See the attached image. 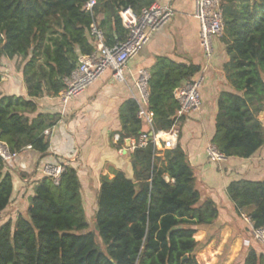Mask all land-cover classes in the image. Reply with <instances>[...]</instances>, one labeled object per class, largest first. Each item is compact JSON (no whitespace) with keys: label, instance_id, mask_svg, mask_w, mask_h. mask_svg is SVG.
Wrapping results in <instances>:
<instances>
[{"label":"trees","instance_id":"16d2710c","mask_svg":"<svg viewBox=\"0 0 264 264\" xmlns=\"http://www.w3.org/2000/svg\"><path fill=\"white\" fill-rule=\"evenodd\" d=\"M86 2L0 0V61L25 62L28 92V97L0 93V142L11 153L49 151L45 132L58 116L39 113L31 118L38 113L36 99L57 97L80 57L95 52L91 25L98 23L107 46H113L129 35L122 13L140 15L157 0H96L93 13L85 10ZM221 6V39L228 56L224 72L233 91L218 98L212 144L228 158L249 159L264 147V0H221ZM201 71L197 65L157 59L149 81L156 131L175 126V91ZM2 79L0 72V83ZM138 112L136 100L121 108V141L144 133ZM180 138L174 149L164 152L152 142L136 147L131 155L133 180L118 170L104 178L95 215L97 233L86 218L77 172L67 167L59 185L48 177L39 182L27 215L2 223L14 185L0 157V264H199L195 235L199 227L215 224L219 211L213 200H202ZM227 194L238 214L246 212L255 229L264 228V182L233 181ZM244 264H264V255L250 247Z\"/></svg>","mask_w":264,"mask_h":264},{"label":"crops","instance_id":"0c3cea01","mask_svg":"<svg viewBox=\"0 0 264 264\" xmlns=\"http://www.w3.org/2000/svg\"><path fill=\"white\" fill-rule=\"evenodd\" d=\"M157 3L171 6L174 16L130 61L124 82L116 81L108 70L66 105L58 97L36 99L38 113L31 118L44 113L58 116V121L46 137L49 143L46 154L28 149L6 163L14 191L10 206L1 216L2 223L15 221L20 214L27 215L36 186L46 178V166H64L77 172L86 218L90 227L95 223L104 178H112L118 170L134 179L131 155L138 139L121 141V108L129 100L140 101L136 87L139 72L146 70L150 74L157 59L166 57L176 63L200 66L202 71L194 79L204 78L202 109L186 115L179 124L180 144L194 169L196 188L202 200H213L219 211L215 224L198 228L195 239L200 245L196 259L199 264H244L248 248L264 255V245L253 239L249 226L236 212L227 188L239 180L264 182V147L249 159L229 158L219 164L209 161L206 149L216 133L218 98L222 92L233 91L224 72L228 59L226 48L222 39H215V55L207 63L200 44V22L194 14L195 0H157ZM24 65L22 59L0 61L3 76L0 93L28 97L22 72ZM260 120L264 125V112ZM147 130L144 127L143 131ZM127 140H130L129 146Z\"/></svg>","mask_w":264,"mask_h":264},{"label":"built area","instance_id":"2783aa9c","mask_svg":"<svg viewBox=\"0 0 264 264\" xmlns=\"http://www.w3.org/2000/svg\"><path fill=\"white\" fill-rule=\"evenodd\" d=\"M96 5V0H87L85 10L93 13ZM194 14L200 22L199 38L203 54L207 63H210L215 55L213 42L215 39H221L225 30L221 0H195ZM173 16L174 10L171 6H163L157 2L144 9L140 15L134 14L132 10H126L122 13V18L129 35L125 41L117 42L113 46H107L104 30L94 22L90 28V36L94 40L95 52L80 57L77 68L70 77L66 78V88L57 96L58 99L62 104H68L96 83L108 70L112 72L116 81L124 82V74L130 61L143 50L157 32L170 23ZM150 77L148 71L142 70L136 81L140 93L138 118L144 122L148 130L140 135L134 148L146 147L152 142L158 151L164 152L174 149L178 144L180 119L202 109L201 89L204 78L202 76L185 82L175 91V99L179 103L175 126L169 131H156L149 109ZM48 135L49 130L45 132V136ZM20 153H11L8 146L0 142V157L5 163L16 159ZM206 155L213 164L226 162L229 159L214 144L207 147ZM64 171V166L45 167L46 177L55 185L60 184ZM241 217L251 229L253 239L264 245V228L255 229L247 214L242 213Z\"/></svg>","mask_w":264,"mask_h":264},{"label":"rangeland","instance_id":"374dc122","mask_svg":"<svg viewBox=\"0 0 264 264\" xmlns=\"http://www.w3.org/2000/svg\"><path fill=\"white\" fill-rule=\"evenodd\" d=\"M17 62H19V61H17ZM3 221V217H1V222ZM92 224V223H91ZM92 231H95L96 233H97V231H96V227H95V223L94 224H92V226H91V228H90ZM97 238H98V240L101 242V239H100V237L99 236H97Z\"/></svg>","mask_w":264,"mask_h":264},{"label":"water","instance_id":"95a60500","mask_svg":"<svg viewBox=\"0 0 264 264\" xmlns=\"http://www.w3.org/2000/svg\"><path fill=\"white\" fill-rule=\"evenodd\" d=\"M0 39H1V37H0ZM127 144H128V146L130 145V140H127Z\"/></svg>","mask_w":264,"mask_h":264}]
</instances>
